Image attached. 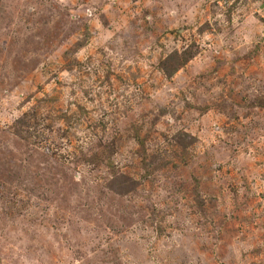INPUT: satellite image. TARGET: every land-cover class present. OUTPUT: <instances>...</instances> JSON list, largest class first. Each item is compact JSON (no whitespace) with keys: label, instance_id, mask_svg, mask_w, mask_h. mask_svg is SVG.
<instances>
[{"label":"rangeland","instance_id":"1","mask_svg":"<svg viewBox=\"0 0 264 264\" xmlns=\"http://www.w3.org/2000/svg\"><path fill=\"white\" fill-rule=\"evenodd\" d=\"M0 264H264V0H0Z\"/></svg>","mask_w":264,"mask_h":264}]
</instances>
